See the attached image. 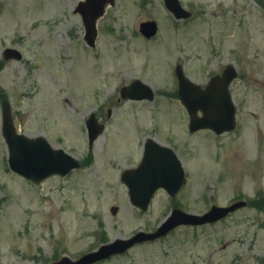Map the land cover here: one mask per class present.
Here are the masks:
<instances>
[{
  "label": "rangeland",
  "instance_id": "1",
  "mask_svg": "<svg viewBox=\"0 0 264 264\" xmlns=\"http://www.w3.org/2000/svg\"><path fill=\"white\" fill-rule=\"evenodd\" d=\"M77 1L0 2V59L4 46L22 52L0 66V102L9 100L17 131L45 136L80 161L92 158L37 184L16 174L7 164L0 106V264L77 258L102 242L153 230L173 200L201 214L212 203L264 193V0H181L196 16L180 34L162 0H115L97 21L95 47L83 39ZM151 18L158 31L146 40L138 24ZM178 63L200 84L233 64V131H188V113L166 93L175 89ZM134 78L151 86L152 100L120 98V87ZM91 112L105 127L89 150ZM147 138L176 152L187 179L173 198L159 189L140 211L120 174L137 166ZM95 264H264V203L213 224L179 226Z\"/></svg>",
  "mask_w": 264,
  "mask_h": 264
},
{
  "label": "water",
  "instance_id": "2",
  "mask_svg": "<svg viewBox=\"0 0 264 264\" xmlns=\"http://www.w3.org/2000/svg\"><path fill=\"white\" fill-rule=\"evenodd\" d=\"M112 2L113 0H81L74 9L82 16L85 28L84 39L89 45H94L97 34V18L104 12L107 3ZM165 4L170 11L177 15L179 10L177 0H165ZM156 29L155 21L140 23V32L145 37L154 35ZM14 57L19 58V53ZM175 73L179 79L177 94L189 113L190 132L201 128H211L220 133L234 127V107L228 91L229 82L236 75L232 66H227L222 76L211 78L204 88L189 81L183 75L180 65L176 66ZM120 95L123 98L151 99L153 92L150 86L135 80L129 85L123 86ZM198 111L201 112V115L198 114ZM86 125L91 146L93 140L102 132L103 125L96 121L94 114H91L86 120ZM2 132L9 148L11 169L34 182H38L50 174H65L70 168L79 165L74 157L66 154L62 149L51 148L43 137L30 139L16 133L7 100L2 101ZM121 179L128 186L131 202L143 210L147 208L150 198L158 187L162 186L169 194L174 195L185 181L181 164L171 148L150 138L145 142L143 157L138 167L124 170ZM241 204L243 203L239 202L228 208L213 206L209 212L201 216L174 210L154 232L140 231L128 239H115L110 244L101 245L98 250L85 254L76 261L63 257L52 264H90L111 254L120 253L136 242L164 235L178 224H200L214 221ZM116 210L117 207H111L113 213Z\"/></svg>",
  "mask_w": 264,
  "mask_h": 264
},
{
  "label": "flooded vegetation",
  "instance_id": "3",
  "mask_svg": "<svg viewBox=\"0 0 264 264\" xmlns=\"http://www.w3.org/2000/svg\"><path fill=\"white\" fill-rule=\"evenodd\" d=\"M193 14V11H191ZM185 19H180L178 24H177V31L180 34V29H181V24L184 22ZM8 54V53H7Z\"/></svg>",
  "mask_w": 264,
  "mask_h": 264
},
{
  "label": "trees",
  "instance_id": "4",
  "mask_svg": "<svg viewBox=\"0 0 264 264\" xmlns=\"http://www.w3.org/2000/svg\"><path fill=\"white\" fill-rule=\"evenodd\" d=\"M2 94H0V96H1Z\"/></svg>",
  "mask_w": 264,
  "mask_h": 264
}]
</instances>
